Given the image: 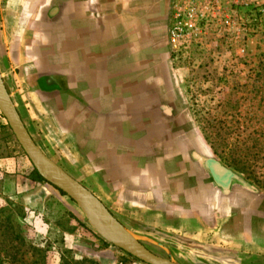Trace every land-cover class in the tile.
Wrapping results in <instances>:
<instances>
[{
  "label": "rangeland",
  "instance_id": "rangeland-1",
  "mask_svg": "<svg viewBox=\"0 0 264 264\" xmlns=\"http://www.w3.org/2000/svg\"><path fill=\"white\" fill-rule=\"evenodd\" d=\"M243 18V56L221 38L191 49V58L165 56L155 76L136 81L122 51L117 92L106 93V129L94 115L91 128L72 131L81 110L68 112L56 100L67 79L58 65V83L28 78L40 93L25 88L27 77L3 78L42 151L173 263L264 264V0ZM114 115L131 136H116ZM213 162L227 179H214ZM33 169L0 113V264H146L105 241Z\"/></svg>",
  "mask_w": 264,
  "mask_h": 264
},
{
  "label": "crops",
  "instance_id": "crops-1",
  "mask_svg": "<svg viewBox=\"0 0 264 264\" xmlns=\"http://www.w3.org/2000/svg\"><path fill=\"white\" fill-rule=\"evenodd\" d=\"M167 6L168 0H4L0 9L2 79L6 76L27 77L25 88L40 93L28 78H41L49 84L53 79L57 82L56 79L64 75L63 72L54 73L53 69L58 65L66 70L67 79L66 87L61 86L56 91V100L68 112L81 110L78 114L80 127H72V131L91 128L94 115L105 119L103 126L106 129L105 110L110 103L106 93L117 92V77L123 75L119 69L122 49L130 44L129 58L137 66L138 46L142 38L148 44L151 42ZM130 76H138V71L134 73L132 68ZM3 81L30 133L23 105L16 103L8 81ZM146 91L149 92L148 87ZM44 100L52 99L45 97ZM113 119L110 123H114L116 129L121 126L116 130V136L123 131L130 136L133 134L132 128L123 127L122 116L114 115Z\"/></svg>",
  "mask_w": 264,
  "mask_h": 264
},
{
  "label": "water",
  "instance_id": "water-1",
  "mask_svg": "<svg viewBox=\"0 0 264 264\" xmlns=\"http://www.w3.org/2000/svg\"><path fill=\"white\" fill-rule=\"evenodd\" d=\"M0 113L4 116L22 150L31 161L37 172L65 192L80 208L90 226L107 242L122 249L134 258L146 264H177L161 257L139 242L125 229L78 180L66 172L60 165L48 157L36 144L22 121L18 110L8 93L0 73ZM212 175L220 180L229 175L217 163H211ZM223 174V175H222ZM97 214L106 217L119 230V234L106 229L100 224Z\"/></svg>",
  "mask_w": 264,
  "mask_h": 264
},
{
  "label": "built area",
  "instance_id": "built-area-1",
  "mask_svg": "<svg viewBox=\"0 0 264 264\" xmlns=\"http://www.w3.org/2000/svg\"><path fill=\"white\" fill-rule=\"evenodd\" d=\"M254 1L170 0L167 41L171 54L191 58V49H204L225 38L234 42V55L243 56L248 40L243 12Z\"/></svg>",
  "mask_w": 264,
  "mask_h": 264
},
{
  "label": "flooded vegetation",
  "instance_id": "flooded-vegetation-1",
  "mask_svg": "<svg viewBox=\"0 0 264 264\" xmlns=\"http://www.w3.org/2000/svg\"><path fill=\"white\" fill-rule=\"evenodd\" d=\"M169 1L170 0H168V6L165 13L163 15H162L163 12L161 13L162 18L160 20V24L156 25L155 36L153 37V39H150L151 42L148 44V41L145 38H142L141 44H139L138 46V54L140 58L137 66H136V62L132 63L129 58L131 56L130 44H126L122 49V51L128 52L127 53L128 57L126 58L127 60L130 61L131 64L130 70L133 68L134 73L138 71V76H133L135 77L136 81L140 78V76H146V77L155 76L159 70V67H161L162 62H164L163 61L164 57L167 56L168 59H171V52L169 50L168 41H167V18L169 11ZM136 45L137 44L134 45L135 51L137 49ZM145 60L147 61L146 64L144 63ZM209 172L211 173L210 169ZM229 175L226 177H222L221 180L227 179Z\"/></svg>",
  "mask_w": 264,
  "mask_h": 264
},
{
  "label": "bare ground",
  "instance_id": "bare-ground-1",
  "mask_svg": "<svg viewBox=\"0 0 264 264\" xmlns=\"http://www.w3.org/2000/svg\"><path fill=\"white\" fill-rule=\"evenodd\" d=\"M96 219L109 231L113 232L114 234H119L118 228L112 222H110L106 217L97 214Z\"/></svg>",
  "mask_w": 264,
  "mask_h": 264
},
{
  "label": "trees",
  "instance_id": "trees-1",
  "mask_svg": "<svg viewBox=\"0 0 264 264\" xmlns=\"http://www.w3.org/2000/svg\"><path fill=\"white\" fill-rule=\"evenodd\" d=\"M8 127H9V126H8ZM33 171H34V173L36 174L38 180H40V181H44L43 177H42L40 174H38V172H37L35 169H33ZM1 260H2V259H1ZM0 262H1V261H0Z\"/></svg>",
  "mask_w": 264,
  "mask_h": 264
}]
</instances>
